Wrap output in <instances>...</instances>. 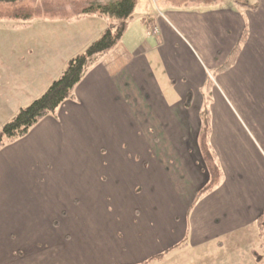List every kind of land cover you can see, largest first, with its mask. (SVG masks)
<instances>
[{
    "label": "crops",
    "instance_id": "0c3cea01",
    "mask_svg": "<svg viewBox=\"0 0 264 264\" xmlns=\"http://www.w3.org/2000/svg\"><path fill=\"white\" fill-rule=\"evenodd\" d=\"M257 2L255 11L169 9L148 22L154 31L139 23L133 41L130 22L70 100L0 150V264H264L256 225L264 211V0ZM49 20L36 31L52 40H30L23 51L1 46L0 127L103 29L68 43L74 25ZM246 27L235 65L212 89L210 145L222 181L197 199L209 180L198 146L202 88Z\"/></svg>",
    "mask_w": 264,
    "mask_h": 264
},
{
    "label": "trees",
    "instance_id": "16d2710c",
    "mask_svg": "<svg viewBox=\"0 0 264 264\" xmlns=\"http://www.w3.org/2000/svg\"><path fill=\"white\" fill-rule=\"evenodd\" d=\"M25 0H0L3 4L0 9V21H29L32 19H70L65 12L73 10L72 18L97 15L108 18L109 26L102 34L93 41L86 50L70 59L59 77L29 105L20 108L17 113L9 119L0 129V149L8 144L23 138L28 132L46 117L55 114L56 110L73 97L77 85L82 81L87 72L93 68L97 60L112 52L122 41L128 29L129 22L136 6V0H40L36 6L21 5ZM220 0H168L169 9L174 10H196L210 9L211 4ZM235 6L252 11L257 10L258 2L251 0H230ZM183 2L190 3L189 6H181ZM208 7V8H207ZM214 8V7H213ZM143 23L149 24L142 20ZM248 28L244 29L238 42L231 50L226 61L207 74L206 82L202 88L204 97L200 112L201 130L198 138V146L202 160L208 173V183L198 194L197 199L207 194L222 181V170L219 161L210 145L211 134V105L212 89L214 80L230 70L248 39ZM172 83H174L172 81ZM192 94L189 92L184 101V106L192 104ZM259 236L264 237V211L256 222Z\"/></svg>",
    "mask_w": 264,
    "mask_h": 264
},
{
    "label": "rangeland",
    "instance_id": "374dc122",
    "mask_svg": "<svg viewBox=\"0 0 264 264\" xmlns=\"http://www.w3.org/2000/svg\"><path fill=\"white\" fill-rule=\"evenodd\" d=\"M167 1L168 0H136V6H135L134 12L132 14V20L130 21L131 23L132 22L135 23L134 24L135 26H133V27L131 26L132 28H129V30L130 29L131 30L130 31L128 30L129 32H128V36H126V39H127V37H129V39L131 41L138 39V37H139L138 28L140 27L139 23H143L142 20L150 23L153 21L154 18L162 17L163 13L166 10H169V8H168L169 5L165 3ZM251 2H255V0H251ZM38 3H40V0H25L21 5L36 6ZM189 4L190 3H188V2H183L181 4V6H183V5L189 6ZM228 4H232L230 0H220L216 4H211L209 6V8L223 7V6H226ZM2 5L3 4H0V9L2 7H4ZM184 11L198 12L196 10H184ZM65 12L70 16L69 20L58 19V18H53V19L49 20V21H53V22H57V23H64L65 25L67 23L74 25V26H67L70 28H74V31L72 29V32H71L74 35L72 40L69 37L61 36L58 39L59 41L70 39V40H67L66 42H68V43L78 42L79 38L84 37L86 35V33L88 32V30L94 29V28H97V29L99 28V30H100L103 27V29H102V31H103L104 29H107V27L109 26L108 21H110V20L108 18H103V17L97 16V15L72 18L73 17V10L71 8L70 9L66 8ZM44 20H48V19L37 18V19H32L31 21H28V22H24V21H0V72L4 71V69H3L4 68V65H3L4 56L2 53L3 48L5 47V46H2L4 42L9 41L6 45V47L9 48L10 50H12L16 47H19L20 51H23L24 45L26 43H30V40L34 41L35 39H39V40L43 41L44 38L48 39V40L53 39V37L49 33L39 32V34L37 35L36 30H38L40 28V26H41L40 23H44L43 22ZM70 21H72V22H70ZM143 24H145V23H143ZM145 25L148 29L154 31L152 28L148 27V24H145ZM101 32L97 33V35H95V37H93V38L94 39L98 38L100 36ZM51 34L55 37L58 35L57 32H52ZM151 39H154V37ZM1 46L3 48H1ZM12 46H14V47H12ZM23 65L24 64L19 63V65H16V67L23 69ZM1 79L2 78L0 77V88L2 87ZM3 99L5 100V98H3ZM212 102H213V100H212ZM2 117H3V113L0 112V120ZM1 127H0V129H1ZM259 248L260 249L258 251L262 255L264 246H261ZM174 262L175 261L171 262V264Z\"/></svg>",
    "mask_w": 264,
    "mask_h": 264
}]
</instances>
